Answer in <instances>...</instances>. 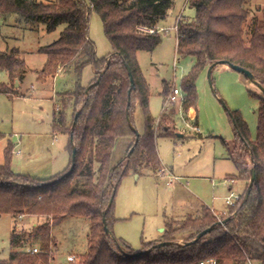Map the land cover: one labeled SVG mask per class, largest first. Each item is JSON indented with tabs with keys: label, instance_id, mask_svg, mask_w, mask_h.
Segmentation results:
<instances>
[{
	"label": "trees",
	"instance_id": "16d2710c",
	"mask_svg": "<svg viewBox=\"0 0 264 264\" xmlns=\"http://www.w3.org/2000/svg\"><path fill=\"white\" fill-rule=\"evenodd\" d=\"M251 1L189 0L196 15H182L176 25L178 56L196 59L182 79L184 113L196 109L197 80L215 61L226 60L251 70L264 86V7H259L263 17L254 15L249 21L253 14ZM174 2L0 0V14H16L19 21L32 27L43 25L52 32L64 25L56 40L38 49L47 56L39 72L40 80L45 81L60 72L73 71L77 76L73 90L58 94L60 99L53 111V131L69 135L70 163L67 168L49 179L18 172L12 167L14 145L10 143L5 149V161L0 165V215L45 218L28 235L14 229L11 235L13 250L8 259L0 260V264H52L57 247L53 228L69 216L90 219L88 250L81 258V264H200L209 258H216V264L225 261L264 264V91L255 93L260 99L255 138L241 113L238 110L230 112L235 139L232 144L227 142V147L237 167V174L231 177L246 181L248 188L252 168L257 175L246 202L243 203L247 188L225 214L219 215L203 205L199 214H189L181 220L169 218L160 238L145 242L137 250L115 237L114 226L118 219L114 204L122 179L131 170L140 173L145 168L155 171L161 168L156 133L158 122L150 111L151 88L140 66L138 53L154 51L161 44L164 35L159 31V23L167 17ZM94 11L100 15L112 45V52L106 57L98 56L96 43L90 35ZM88 65L93 67L94 76L88 85H84L82 73ZM128 66L135 79L131 98ZM0 68L7 71L13 81L11 85L0 82V92L13 96L17 80L21 82L27 73L20 49L1 53ZM90 85L92 87L87 90ZM169 92L170 86L165 84L164 94L167 96ZM137 102L145 117V130L140 133L138 143L128 118L129 114L135 126ZM70 109L72 119L68 113ZM166 117L164 114L159 122ZM163 129L165 135H176L166 125ZM72 135L77 156L74 170L66 175L73 163ZM122 137L129 139L127 154L115 161L116 143ZM95 163L100 164L97 177ZM107 208V221L104 222ZM226 219L227 222L222 224L221 220ZM210 227L213 229L195 240L200 232ZM29 238L33 241L26 245ZM181 238L192 243L182 245L179 243ZM162 241L173 243L157 246ZM36 246L39 252L32 251ZM146 249L151 251L134 257L127 255Z\"/></svg>",
	"mask_w": 264,
	"mask_h": 264
},
{
	"label": "rangeland",
	"instance_id": "374dc122",
	"mask_svg": "<svg viewBox=\"0 0 264 264\" xmlns=\"http://www.w3.org/2000/svg\"><path fill=\"white\" fill-rule=\"evenodd\" d=\"M250 6L253 14L249 21L254 15L263 17L259 7H264V0H252ZM180 15H196V9L189 0H175L169 15L160 21V28L164 29L161 44L154 51L138 53L140 66L151 88L150 111L158 122L156 133L162 162L160 167H166L168 171L163 175L152 168H145L140 173L131 170L119 185L114 204V214L118 219L114 234L118 240L126 241L136 250L145 242L160 238L169 218H182L187 213H195L201 201L221 210L226 205L225 199L230 195L231 187L240 195L245 192L246 181L237 179L232 183L228 179L232 175L227 176L237 174L227 147V142L232 144L235 139L230 112L238 110L248 122L252 137L257 135L260 99L255 93L262 94L263 91L254 81L228 65L214 68L213 85L208 78V68L201 72L197 80L195 113L183 112L182 94L175 103H168V96L175 85L183 93L182 79L196 61L193 56L180 58L177 54L175 25ZM63 29L64 25H61L48 32L43 25L32 27L19 21L16 14H0V54L18 48L27 67L22 84L15 86L13 96L0 92V165L5 161L6 147L12 143L13 169L41 179H49L62 172L70 162L69 135L55 133L52 122L54 105L60 99L57 92L73 90L77 76L72 71L58 73L45 81L39 79L47 56L38 49L56 40ZM90 35L96 43L99 57H106L112 52L102 19L95 11L91 15ZM93 76L94 69L88 65L83 70L82 83L88 85ZM9 80V73L0 68V82L8 83ZM165 84L170 86L167 96L164 94ZM68 113L72 119V109ZM164 114L167 117L159 122ZM134 124L140 133L144 132L145 117L138 102ZM165 125L172 128L176 135L163 134ZM128 143V138L118 139L113 156L115 161L127 154ZM99 168L100 164L95 163L96 177ZM170 172L179 177L173 185L169 182ZM44 218L0 215V259H8L13 250L11 235L15 228L28 235ZM89 231L90 219L85 216H69L56 225L53 235L57 247L52 264L66 262L69 254L77 255L81 263L88 250ZM31 241L29 238L26 245ZM184 241L179 239V242ZM224 264L232 262L225 261Z\"/></svg>",
	"mask_w": 264,
	"mask_h": 264
},
{
	"label": "water",
	"instance_id": "95a60500",
	"mask_svg": "<svg viewBox=\"0 0 264 264\" xmlns=\"http://www.w3.org/2000/svg\"><path fill=\"white\" fill-rule=\"evenodd\" d=\"M222 64H225V65L227 64L228 66H230V67L233 68L234 70L243 73L246 77H248L249 79H251L252 81H254V82H255V83L261 88L262 91H264V86H263V85H262V84L256 79L254 73H253L251 70H249V69H247V68H245V67H243V66H240V65L234 64V63H229V62H227L226 60L215 61V62H213V63L209 66V68H208V78H209L210 83H211L212 85H213V78H212L213 70H214L215 67H217L218 65H222ZM128 70H129V74H130V76H131V88H130V90H129V97L131 98L132 91H133V89L135 88V79H134V77H133V74H132L131 68H130L129 66H128ZM98 81H99V80H98ZM98 81H97L96 83H98ZM19 84H20V82H19V80H17V82H16V86H19ZM91 87H92V85L88 86L87 90H90ZM129 105H130V101H129ZM78 115H79V112L76 114V119L78 118ZM128 118H129V123H130V125L132 126V128L135 130V132H136V134H137L136 143H138L139 138H140V132L138 131V129L136 128V126L133 125V123H132V121H131V119H130V117H129V114H128ZM179 135H181V134H179ZM71 140H72V144H73V155H72V161H73V163H72L71 168L66 172V175L71 174L72 171L74 170V167H75V161H76V156H77V146H76L75 143H74L73 135H72V137H71ZM133 150H134V147L131 148L130 153H132ZM256 179H257L256 170H255L254 168H252V169H251V177H250V181H249V186H248V188H247V190H246L245 198H244V200H243V203L246 202L247 199L249 198L250 193H251V191H252V187H253L254 182L256 181ZM112 202H113V199L110 201V204H109V205H111ZM107 213H108V208L104 211V222L107 221V218H106ZM226 222H227V219H226V220H221V223H222V224H225ZM212 229H213V227H210V228H208V229L203 230L202 232H200V233L197 235V237L195 238V240H198L199 238H201L203 235H205L206 233H208V232H209L210 230H212ZM106 230L109 232V228H108V227H106ZM195 240H194V241H195ZM171 243H173V241H162V242H159V243L157 244V246L168 245V244H171ZM179 243L182 244V245H184V244L192 243V241H188V242L184 241V242H179ZM150 251H151V249H146V250H143V251H140V252H137V253L127 254V255H128L129 257H134V256H136V255H139V254L143 253V252H150Z\"/></svg>",
	"mask_w": 264,
	"mask_h": 264
},
{
	"label": "built area",
	"instance_id": "2783aa9c",
	"mask_svg": "<svg viewBox=\"0 0 264 264\" xmlns=\"http://www.w3.org/2000/svg\"><path fill=\"white\" fill-rule=\"evenodd\" d=\"M144 29L147 30V31H150V32H153L154 31V29H148V28H144ZM159 31H164V29L159 28ZM181 93H182V91L177 87V85H175L172 88L171 93L168 96V99H167L168 103H175L179 99V95ZM194 128L197 131H199L198 126H195ZM167 171H168V169L166 167H161L159 169L158 173L164 175ZM168 175H169V182L170 183H173V182H175V180H178L179 179L178 176L172 174L171 172ZM228 179L232 183H235L236 182V179H234L232 177L231 178H228ZM230 190H231L230 191V195H228V197H227V203H228L227 205L228 206L234 205L241 198L240 193H238L235 189L230 188ZM32 251L33 252H39L40 249H39L38 246H36V247H33L32 248ZM216 263H217V259L216 258H209V259H205V260L200 261V264H216ZM58 264H81V263L79 262V259H78V256L77 255H75V254H69L67 256L66 262H61V263H58ZM249 264H253V263L250 262Z\"/></svg>",
	"mask_w": 264,
	"mask_h": 264
},
{
	"label": "crops",
	"instance_id": "0c3cea01",
	"mask_svg": "<svg viewBox=\"0 0 264 264\" xmlns=\"http://www.w3.org/2000/svg\"><path fill=\"white\" fill-rule=\"evenodd\" d=\"M174 4H175V2H174ZM173 7H174V5H173ZM173 7H172V8H173ZM172 8L169 10L168 15H169L170 11L172 10ZM168 15H167V16H168ZM181 16H182V15H180L179 17H181ZM176 25H177V24H176ZM176 25H175V28H176ZM160 27H162V26H161V23H159V28H160ZM176 31H177V29H176ZM177 44H178V38H177ZM60 73H62V72H60ZM9 77H10V75H9ZM19 82H20V81H19ZM10 83H11V78H10L8 84L11 85ZM21 84H22V81L20 82L19 86H20ZM16 87H18V86H16ZM58 94H59V92H57V97H58ZM181 94H182V98H181L182 101H181V102H183V95H184V94H183V93H181ZM181 94L179 95V97L181 96ZM190 113H195V110H191ZM55 139L57 140V137H56ZM3 163H4V162H3ZM3 163H2V164H3ZM69 163H70V162H69ZM68 165H69V164H68ZM66 168H67V167H66ZM66 168H65V169H66ZM156 173H158V171H156ZM231 175H235V174H227V176H231ZM178 180H179V179H178ZM236 180H237V179H236ZM174 183H175V182L171 183V185H173ZM231 188H232V187H231ZM227 197H228V196H227ZM227 197H226V199H225V200H226V205H225L221 210H220V209H216V208H214V207H211V206H209L208 204H206L205 202L201 201V202H200L201 205H200V207L196 210V212H195V213H187L186 216H188L189 214H195V215H196V214H199V212L201 211L203 205H207V206L211 207V208H212L217 214L221 215L223 212H225V211L227 212V211H228L229 206L227 205V204H228V203H227ZM223 214H224V213H223ZM186 216H184V217H182V218H179V217H178V218L172 217V218H174V219H179V220H180V219H184ZM165 228H166V227H165ZM164 230H165V229H164ZM0 260H5V259H0Z\"/></svg>",
	"mask_w": 264,
	"mask_h": 264
}]
</instances>
